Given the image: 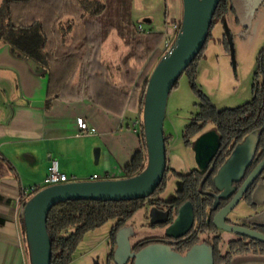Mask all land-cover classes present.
<instances>
[{
    "label": "crops",
    "instance_id": "1",
    "mask_svg": "<svg viewBox=\"0 0 264 264\" xmlns=\"http://www.w3.org/2000/svg\"><path fill=\"white\" fill-rule=\"evenodd\" d=\"M105 1L104 13L93 18L82 17L77 0L11 3L15 24L43 23L49 65L0 41V264H29L23 208L31 196L25 189L42 184L52 160L72 181L96 174L98 180L119 179L130 176L127 168L143 149L138 120L145 83L165 54V42L176 39L183 2ZM108 11L111 16L105 19ZM68 18L76 24L63 42L58 23ZM80 117L95 131L81 133ZM211 131L203 130L191 143L194 154L195 142ZM212 141L215 134L207 139ZM167 151L169 171L186 174L172 162L170 139ZM165 218L145 219L148 228L153 226L151 236L166 234ZM129 220L119 228L112 220L110 234L117 236L126 226L130 243L143 239Z\"/></svg>",
    "mask_w": 264,
    "mask_h": 264
},
{
    "label": "water",
    "instance_id": "2",
    "mask_svg": "<svg viewBox=\"0 0 264 264\" xmlns=\"http://www.w3.org/2000/svg\"><path fill=\"white\" fill-rule=\"evenodd\" d=\"M220 1L182 0L181 26L172 50L165 53L156 64L145 87L142 125L147 160L143 169L134 175L119 179L81 180L48 186L35 192L25 202L23 219L29 264H51L52 239L48 232L47 220L50 210L56 204L73 200L118 202L146 199L160 186L168 168L164 124L169 96L180 76L204 48ZM263 1L232 0V5L237 17L247 22L251 13ZM214 134L216 141L207 143V139L212 138ZM259 136V130L246 135L235 144L231 155L215 168L213 160L220 150L221 137L216 131L204 134L193 146L197 166L190 173L207 171L200 186L211 178L213 185L220 191L217 198L229 199L235 191L234 183L243 181L245 171L253 163ZM263 170L264 158L243 181L230 202L222 208L214 206L216 213L213 220L217 228L264 243V234L261 232L227 221L228 215ZM193 222V204L186 201L178 208L177 216L172 222L170 218H165L164 223H170L166 235L175 236L172 231L180 229L176 236H183L191 229ZM130 230V227L125 226L117 233V246L114 251L116 264H127L129 260H132L133 264H215L213 246L207 243H196L182 253L165 243H150L139 251H132ZM231 264H264V255H238Z\"/></svg>",
    "mask_w": 264,
    "mask_h": 264
},
{
    "label": "rangeland",
    "instance_id": "3",
    "mask_svg": "<svg viewBox=\"0 0 264 264\" xmlns=\"http://www.w3.org/2000/svg\"><path fill=\"white\" fill-rule=\"evenodd\" d=\"M231 4L232 0H228L227 13H220L215 19L194 76L185 71L169 96L164 130L165 135L170 137L171 144L175 145L172 162L183 173L190 172L197 166L191 143L198 134L192 136L190 144H187L184 131L200 111V95L204 94L219 110L237 108L253 98L257 59L264 48V2L251 13L247 22H243L235 15L234 10H230ZM104 16L106 19L111 14L108 11ZM160 16L163 17V14ZM262 79L260 77L259 81ZM210 125L212 124H207L206 128ZM145 154L147 160L146 151ZM182 184V178L176 172L169 171L164 190L159 195L146 198L143 206L130 218L129 221L138 229L145 244L155 234L153 226L148 228L145 219L151 215H168L165 209L162 211L151 203L158 198L173 199ZM246 211L247 208L242 203L235 209V212L242 215ZM111 222L109 220L86 232L69 264H110L108 254L114 253L116 248L112 241L111 248L109 247ZM230 236L232 235L228 232L222 236V249Z\"/></svg>",
    "mask_w": 264,
    "mask_h": 264
},
{
    "label": "trees",
    "instance_id": "4",
    "mask_svg": "<svg viewBox=\"0 0 264 264\" xmlns=\"http://www.w3.org/2000/svg\"><path fill=\"white\" fill-rule=\"evenodd\" d=\"M15 1L26 2L30 0H0V41L9 43L16 52L48 67L49 53L46 48L48 37L43 28V23L35 19L30 24H15L11 17V3ZM77 2L83 9L82 17L86 16L89 18L101 15L107 6L103 0H77ZM227 5L228 0L220 1L211 28L220 13H227ZM75 24L76 20L74 18L59 21L58 30L63 42L73 31ZM180 25L181 23L178 25V30ZM204 48L194 62L186 69L193 76L196 73L197 63L202 56ZM255 76L256 82L253 87V98L251 101L237 108L219 110L204 94H201L200 111L197 117L193 119L194 121L184 131L186 143L190 144L191 137L208 122L217 124L223 147L233 142L234 144L239 142L245 135L255 129L259 128L264 131V48L260 51L257 59ZM260 77L263 78L262 81H259ZM144 92L141 100V109H143ZM169 138L167 136V145ZM262 140H264V137ZM145 149L143 137V149L135 154L131 164L127 168L130 176L141 171L146 164ZM182 178L184 187L183 190L178 192V198L172 202L175 206H180L190 199H197L198 186L201 182L200 174L194 171L190 174L182 175ZM165 179L166 175L152 196L159 195L164 190ZM144 200L118 202L73 200L60 202L53 206L47 220L48 232L52 239L51 264H69L73 252L82 241L86 232L103 225L109 220H117L115 226H118L117 228L121 227L143 206ZM23 228L25 229L24 220ZM115 236L116 232L114 231L111 235L112 242H114ZM152 242L154 241L151 239L148 240L147 244H145L146 241H143L141 247H145ZM113 256L114 253H109L110 259ZM110 259L109 261H111Z\"/></svg>",
    "mask_w": 264,
    "mask_h": 264
},
{
    "label": "flooded vegetation",
    "instance_id": "5",
    "mask_svg": "<svg viewBox=\"0 0 264 264\" xmlns=\"http://www.w3.org/2000/svg\"><path fill=\"white\" fill-rule=\"evenodd\" d=\"M229 8L230 10H233L232 4L231 7ZM209 123L212 124L210 125L211 127L206 128V125ZM205 129L206 130L213 129L217 131V133L220 135L217 124L214 122H208L201 128L200 131L196 133L198 134L197 137H199L203 132V130ZM255 130L260 131V136L258 142L256 143V147H257L256 155L252 165L245 171V177L243 181L253 171L256 165L264 158V140H262L264 137V131L259 128ZM235 144L233 142L224 147L221 144L220 150L213 160V165L215 168H218L225 161V159H227L231 155V153L234 150ZM168 172H169V168L166 174ZM206 172H198L201 176V181L203 180ZM187 174H190V172L186 174H178V175L182 178V175H187ZM243 181H241L240 183H234L233 186L235 188V191L233 195L241 187ZM182 182H183V178H182ZM183 187H184V182L181 185V188L177 190L176 196L173 199L163 200L161 198H158L156 201L151 203L157 205L158 207H162L166 211H169L170 214L168 213V215H166V218L168 219L170 218V222H172L177 216L178 208L186 202L185 201L180 206H175V204H172V202L178 198V192L183 190ZM218 194H220V191L213 185V181L211 180V178L204 181L202 186H200L199 183L197 199L188 200L191 201L193 204V213H194V222L191 229L183 236H176V234L180 233L181 231L180 229L172 231V233L175 234V236L173 235L170 236L166 234L160 236L155 235L153 236L154 238H151V240L154 241L152 243L168 244L181 253L185 252L186 250L189 249V247H191L196 243H207L213 246L215 264H231L232 260L238 255H264L263 242L252 240L250 238L240 236L233 232H228L232 236L228 237V239L225 241V243L227 244L224 246L223 249L221 248L222 236L225 233H227V231L220 230L214 224L213 218L216 213V210H214L213 208L215 205L219 206L218 208L224 207L228 202H230L233 195L229 199L223 200L217 198ZM240 203H242L247 208V211L244 215L235 212L236 207ZM238 204L234 208V212L232 211L228 215L227 221L231 224L247 227L264 234V170L259 175V177L254 181V183L249 187V189L245 192L243 198L240 200ZM168 224L170 223L163 224L164 225L163 227H165ZM111 235L112 234H110V242L112 241ZM142 241L143 239L138 240V242L136 241L137 243L136 242L131 243L132 251H139L140 249H142L143 248L141 247ZM114 243L116 244V236ZM109 262L110 264H116L114 260V256L112 258V261ZM127 264H133V261L129 260Z\"/></svg>",
    "mask_w": 264,
    "mask_h": 264
},
{
    "label": "built area",
    "instance_id": "6",
    "mask_svg": "<svg viewBox=\"0 0 264 264\" xmlns=\"http://www.w3.org/2000/svg\"><path fill=\"white\" fill-rule=\"evenodd\" d=\"M139 28L141 29L142 27L139 26ZM175 29L177 30L178 33V25L175 26ZM175 39L173 40H167L164 44V53H167L169 51H171V45H173ZM77 125L79 128V131L81 133H87V132H94L95 128L90 126L88 124V122L83 118L80 117L77 119ZM138 122L142 123V120H138ZM99 179V175H93L91 177V180H98ZM72 180L68 177V175L64 172H62L60 170L59 167V163L56 159L52 160L50 166H49V170L48 173L45 177V179L43 180L41 185L38 186H31L25 189V193H29V196H32L35 192L48 187V186H52V185H56L57 183H67V182H71Z\"/></svg>",
    "mask_w": 264,
    "mask_h": 264
},
{
    "label": "bare ground",
    "instance_id": "7",
    "mask_svg": "<svg viewBox=\"0 0 264 264\" xmlns=\"http://www.w3.org/2000/svg\"><path fill=\"white\" fill-rule=\"evenodd\" d=\"M180 26H181V25H180ZM178 27H179V26H178ZM179 29H180V28H179ZM178 31H179V30H178ZM172 46H173V45H171V50H172ZM142 124H143V120H142ZM57 184H61V183H57Z\"/></svg>",
    "mask_w": 264,
    "mask_h": 264
}]
</instances>
